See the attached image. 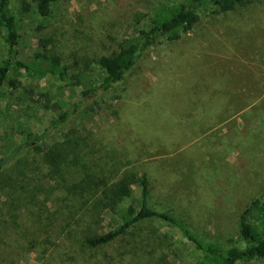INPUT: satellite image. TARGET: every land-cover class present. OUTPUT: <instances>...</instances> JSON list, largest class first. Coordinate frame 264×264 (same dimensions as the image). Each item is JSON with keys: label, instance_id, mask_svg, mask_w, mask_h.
Segmentation results:
<instances>
[{"label": "rangeland", "instance_id": "374dc122", "mask_svg": "<svg viewBox=\"0 0 264 264\" xmlns=\"http://www.w3.org/2000/svg\"><path fill=\"white\" fill-rule=\"evenodd\" d=\"M168 1L57 0L51 16L42 19L31 0H12L20 27L19 58L35 64L43 51L40 40L48 39V54L60 57L63 76L11 72L15 86L6 82L0 99V156L29 142L24 149L29 165H17L24 168L17 188L24 190L28 178L43 187L39 197L50 211L41 212L42 219L51 217V229H62L66 221L61 174L48 171L35 147L49 150L66 134L82 136L87 145H80V152L89 151L97 173L115 161L123 162L121 171L148 172L151 204L183 217L203 240L227 245L236 239L244 207L252 198H264V0L228 12L207 6L195 26L181 30L177 39L161 36L109 89L98 86L102 72L94 62L91 75L73 76L75 57L92 61L117 50L133 37L138 21ZM4 34L1 28L0 60ZM90 87L96 88L84 94ZM64 113L66 121L55 125ZM36 134L43 138L35 140ZM76 168L73 163L65 168L67 180L76 176ZM133 187L129 200L140 194V186ZM21 211L22 226L3 242L9 249L26 245L29 237L23 236L35 231L36 217ZM115 221L104 214L95 227L105 232ZM65 238V233L56 238L48 264H197L200 255L180 229L157 219L101 247H70ZM16 264H44V256L36 249ZM238 264H264V258Z\"/></svg>", "mask_w": 264, "mask_h": 264}, {"label": "trees", "instance_id": "16d2710c", "mask_svg": "<svg viewBox=\"0 0 264 264\" xmlns=\"http://www.w3.org/2000/svg\"><path fill=\"white\" fill-rule=\"evenodd\" d=\"M31 1L36 5L35 13L42 19H46L51 16L52 5L57 0ZM250 1L252 0L159 2L153 7L146 21L137 22L133 37L125 39L117 50L102 54L92 61L75 57L71 66L73 67V76L91 75L93 72H91V62H94L102 72L99 76L98 86L109 89L125 77L147 49L161 36L177 39L180 37L181 30L188 31L195 26L199 21L200 12L207 6H212V10L216 12H228ZM24 4L27 10L29 3L24 2ZM1 28L5 29V34L3 37L4 55L0 60V99L5 94L6 82L15 86L13 79H10V74L13 71L21 73L23 70L36 73L39 76H44L47 73L63 76L59 73L60 57L48 54L50 52L47 47L48 39L40 40H44L43 51L36 55L38 60L35 61V64L26 63L19 58L20 27L12 8V0H0ZM42 63H45L46 66L41 67ZM95 88L90 87L83 93L88 94ZM66 119L67 114L64 113L54 121V124L59 125ZM34 137L35 140H40L43 138V134H36ZM27 143L29 142L16 146L0 156V264L3 263L4 258L8 257H11L10 264H16L17 260L26 252L29 253L36 249L42 252L44 264H48L55 256V240L60 234L65 233L67 236L65 239L70 241V247L78 245L79 247L96 248L113 242L133 231L141 222L151 219L160 220L168 226L180 229L185 238L194 243L196 250L200 252L197 264H238L241 261L249 262L264 258V198H252L244 207L240 213L239 231L236 239H228L227 245L212 240H203L190 229L183 217L173 213L166 206L156 207L151 204L152 178L148 172L143 171L138 175L130 169L121 171L123 162L121 164L119 161H115L108 168H103L102 173H97L91 160L87 159L89 151L80 152V145H87L82 136L68 137V134L63 141L53 144L49 150L43 151L40 147H35L42 153L44 162L49 168L48 171L53 176L55 173L61 174L59 187L64 191V195L61 194L59 199L63 202L61 208H66V221L62 229H51L53 224L51 217H48V221L42 219L41 212L48 213L50 211L48 204L41 201L39 197L43 187L38 184V186L33 185L34 179L28 178L24 190L17 188V182L22 175L20 170L24 169L17 165L19 163L29 165L26 155H24L25 147L29 146ZM72 163L77 167L75 171L77 177L67 180L65 168L71 167ZM15 173L17 174L13 177ZM136 184L140 186V194L129 200L134 193L133 186ZM47 201H49V197H46ZM125 201L126 204H124ZM21 208L29 211L26 218L36 217L33 220L36 225L35 231L27 232L23 236L29 237L26 245L21 244L18 245L19 247L9 245L11 246L9 249L3 242L10 230L16 229L15 226H22L18 221L23 212ZM5 213L9 216L8 219L4 218ZM57 213L58 210L54 215ZM104 214H111L116 221L111 229L99 232L95 224ZM25 228L28 230L29 227ZM35 234L36 236L41 235L39 237L41 240L35 237ZM69 248L68 250H70ZM15 249H18L19 253L15 252L14 254ZM73 250L79 251L77 247ZM48 251L51 253L48 254ZM64 260L65 257L62 261Z\"/></svg>", "mask_w": 264, "mask_h": 264}]
</instances>
